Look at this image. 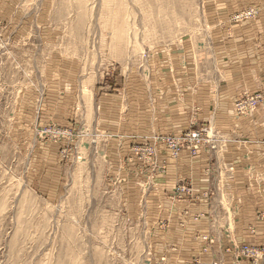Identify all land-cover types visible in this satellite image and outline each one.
<instances>
[{"label":"rangeland","instance_id":"rangeland-1","mask_svg":"<svg viewBox=\"0 0 264 264\" xmlns=\"http://www.w3.org/2000/svg\"><path fill=\"white\" fill-rule=\"evenodd\" d=\"M231 1L0 0V264H166L144 211L154 178L182 150L216 151L201 141L191 155L194 130L234 140L183 101L204 83L218 99L220 46L264 6ZM174 93L186 121L165 120ZM262 104L264 88H243L233 112ZM181 185L191 192L178 197ZM211 196L178 179L165 198Z\"/></svg>","mask_w":264,"mask_h":264},{"label":"crops","instance_id":"crops-1","mask_svg":"<svg viewBox=\"0 0 264 264\" xmlns=\"http://www.w3.org/2000/svg\"><path fill=\"white\" fill-rule=\"evenodd\" d=\"M247 3L258 2L237 0L223 5L231 9ZM228 41L232 42L230 48L221 45L222 52L215 57L218 99L213 100L214 83H204L196 92L188 85L189 97L183 101L199 108V120L211 119L223 135L234 140L211 154L200 150L190 157L182 150L177 158H167L165 170L154 178L157 190L146 197L147 224L160 234L156 247L166 264H252L238 256L236 249L241 244H264V104L249 116L237 117L233 112L234 96L241 89L264 88V6L255 20L237 25ZM176 95L165 96L161 106L170 114L165 120L178 123L186 121V116L184 111H176L182 106ZM116 116L112 113L115 121ZM110 144L117 149L116 140ZM178 179L189 180L198 194L211 192V198L171 204L165 195ZM196 214L201 215L193 221ZM160 222L167 228L161 230ZM200 235L212 237L207 252L201 251L205 243L197 238Z\"/></svg>","mask_w":264,"mask_h":264},{"label":"built area","instance_id":"built-area-1","mask_svg":"<svg viewBox=\"0 0 264 264\" xmlns=\"http://www.w3.org/2000/svg\"><path fill=\"white\" fill-rule=\"evenodd\" d=\"M261 95L260 94H254L252 96L245 97L242 100H239L237 102L238 109L241 111H246L248 109H251L255 107V105L260 101ZM190 141H191V146L188 149L189 153L191 155H195L198 149L201 147L199 143L202 142H207L208 147L212 151H220L221 148H223L229 140L227 138H224L223 136L221 137L222 139V144H216L217 139H216V132L212 130V128H202L199 130H194L190 135ZM218 138V137H217ZM180 184V183H179ZM176 195L178 197L182 196L183 194H189L191 191L189 188H185V186L181 185L175 189ZM253 232V231H252ZM264 236V233H263ZM201 239L205 240V245L202 248L203 252H207L210 246V243L212 242V237L211 236H201ZM236 253L238 256H243L248 258L252 264H260L263 257H264V244L260 246H254L250 244H241L238 246L236 249ZM183 264H189V263H183ZM210 264H217L216 262H211Z\"/></svg>","mask_w":264,"mask_h":264}]
</instances>
